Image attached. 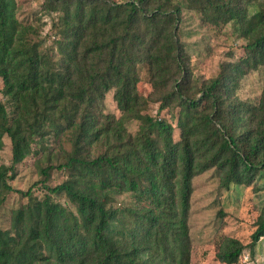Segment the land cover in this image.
Masks as SVG:
<instances>
[{
  "label": "trees",
  "instance_id": "trees-1",
  "mask_svg": "<svg viewBox=\"0 0 264 264\" xmlns=\"http://www.w3.org/2000/svg\"><path fill=\"white\" fill-rule=\"evenodd\" d=\"M43 3L48 36L39 17L24 23L16 0H0V147L4 134L12 146L0 204L12 188L7 170L32 143L49 151L47 139L57 136L70 147L41 169L43 197L12 209L0 226V264H193L192 179L211 168L226 188L264 178V86L256 104L236 94L240 79L264 66V0ZM183 8L211 26L231 24L244 54L208 78L194 75L177 36ZM143 77L147 95L138 90ZM111 89L118 116L104 113ZM151 102L175 126L149 114ZM55 168L66 176L49 186ZM60 194L73 208L54 200ZM124 194L129 201L116 200ZM258 212L248 243L221 238L215 260L236 264L245 248L254 251L264 200Z\"/></svg>",
  "mask_w": 264,
  "mask_h": 264
},
{
  "label": "rangeland",
  "instance_id": "rangeland-1",
  "mask_svg": "<svg viewBox=\"0 0 264 264\" xmlns=\"http://www.w3.org/2000/svg\"><path fill=\"white\" fill-rule=\"evenodd\" d=\"M17 18L24 22L34 21L40 18L39 33L48 36L50 33V16L46 10L44 0H16ZM124 1V0H116ZM53 15V13L51 12ZM39 25V23L36 22ZM177 36L182 42L184 51L188 55L191 69L199 78H208L214 75L220 63L228 60H236L244 54L243 40L236 36L231 24L211 26L201 21L199 14L183 8L180 14ZM264 86V66L250 70L239 81L236 90L237 96L245 101L256 104ZM138 90L147 95L151 91L150 83L143 77L138 84ZM104 113L119 115V110L113 99V89L104 96ZM158 102H151L147 112L153 116L167 119L175 126V120L171 118V112L167 108L158 111ZM138 123H127L128 131L135 132ZM179 130L173 128V138L178 139ZM49 151L41 150L35 143L32 149L20 162L14 165L13 170H7L6 182L12 187L1 195L0 226L6 228L9 225L10 212L18 207H27L44 194L42 180L44 174L41 169L49 164L57 163L67 151L70 145L63 137L56 142L57 136H49ZM11 140L4 134L0 147V170L4 165L9 166L12 159ZM13 177L10 178V174ZM66 174L55 168L50 172L46 184L54 186L65 178ZM264 178L254 180L250 185H231L226 188L220 184L219 173L216 168H211L192 179V193L190 197V210L188 224L192 241L193 264H226L214 259V253L218 241L223 237L238 238L243 243H248L249 235L253 231V223L259 214L258 210L264 200ZM28 189L29 195H24ZM55 201H59L71 208L63 194L53 195ZM116 200L127 202V195H120ZM236 264H264V236L254 246L252 253L245 248L239 255Z\"/></svg>",
  "mask_w": 264,
  "mask_h": 264
},
{
  "label": "crops",
  "instance_id": "crops-1",
  "mask_svg": "<svg viewBox=\"0 0 264 264\" xmlns=\"http://www.w3.org/2000/svg\"><path fill=\"white\" fill-rule=\"evenodd\" d=\"M215 263L214 261H211L210 264Z\"/></svg>",
  "mask_w": 264,
  "mask_h": 264
}]
</instances>
